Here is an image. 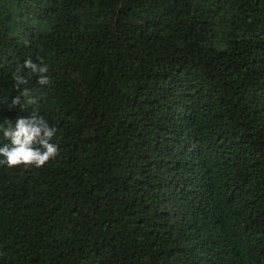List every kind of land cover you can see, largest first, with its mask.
<instances>
[{
    "label": "trees",
    "instance_id": "trees-1",
    "mask_svg": "<svg viewBox=\"0 0 264 264\" xmlns=\"http://www.w3.org/2000/svg\"><path fill=\"white\" fill-rule=\"evenodd\" d=\"M32 112L59 156L0 165V264H264V0H0Z\"/></svg>",
    "mask_w": 264,
    "mask_h": 264
},
{
    "label": "clouds",
    "instance_id": "clouds-1",
    "mask_svg": "<svg viewBox=\"0 0 264 264\" xmlns=\"http://www.w3.org/2000/svg\"><path fill=\"white\" fill-rule=\"evenodd\" d=\"M25 70L37 77L39 85L47 86L51 83L48 75L49 68L43 58L37 57L35 61L31 58L24 60L22 67L18 66L11 74L14 89L19 93L12 100L13 105H19L23 97L29 94L28 88H22L28 83L26 76L22 74ZM56 132L57 129L50 126L36 112L28 116L20 115L14 122L0 123V133L7 141L0 146V165H6L9 168L21 165L41 168L50 160H55L59 156V147L52 142Z\"/></svg>",
    "mask_w": 264,
    "mask_h": 264
}]
</instances>
